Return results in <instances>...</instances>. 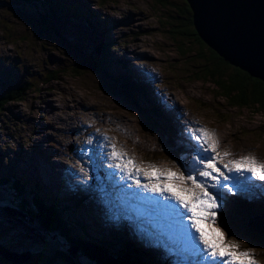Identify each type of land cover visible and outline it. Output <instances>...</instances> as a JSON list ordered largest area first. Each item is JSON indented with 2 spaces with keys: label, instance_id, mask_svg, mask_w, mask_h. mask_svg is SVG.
I'll list each match as a JSON object with an SVG mask.
<instances>
[{
  "label": "rangeland",
  "instance_id": "1",
  "mask_svg": "<svg viewBox=\"0 0 264 264\" xmlns=\"http://www.w3.org/2000/svg\"><path fill=\"white\" fill-rule=\"evenodd\" d=\"M183 3L184 0H0V100H5L0 107V264H14L8 261L10 258L21 264L27 255L30 258L25 264H112L108 249L109 257L101 258L109 245H115L117 250L113 261L124 258L132 264H150L145 260L150 257L151 264H162L158 259L161 256L167 264H174L175 255H167L161 238L156 246L152 237L159 236L147 234L151 230H145L142 222L130 219L128 210L138 212L135 207L142 204L131 199L132 195L141 190L117 169L119 174H110L109 166L114 167L116 161L108 160V152L100 153L106 154L102 161L96 149L87 144L92 127H96L97 134L113 138V143L119 141L121 151L142 167L147 159L155 165L159 160V165L175 171L187 166L193 153L190 150L196 149L189 137L190 128H204L214 134L217 143L229 142L233 150L252 153L258 162L264 159V112L251 106L231 108L220 88L209 80L195 78L198 74L194 63L201 50L196 44L188 45L171 26ZM193 28L203 42L194 24ZM243 30L252 31L249 26ZM228 37L236 48L247 49L246 57L254 65L252 73L258 75L252 76L240 58H236L240 61L238 70L264 83V50L259 54L252 43L244 45L233 34ZM224 43L234 48L230 42ZM98 44H103L100 55L93 49ZM223 49L228 50L226 45ZM223 49L222 55L229 53ZM226 63L232 67V63ZM257 67L261 69L257 71ZM174 109H178L176 115ZM193 117L198 120L192 125ZM170 121L183 132L173 131ZM125 122L130 128L124 126L121 130L118 125ZM124 132L132 136L129 141L133 144L126 142ZM170 132L175 139L172 155L164 148L171 140ZM175 133L188 138L179 142ZM82 144L89 149L83 150ZM220 151L224 153L222 147L216 153ZM81 152L86 157L97 153V161L90 163ZM217 160L221 168L223 161L219 156ZM246 176L250 174L240 179L247 191L224 194L227 189H219L221 202L229 199L236 205H231L234 210L218 208L212 227L225 232V239L237 240L241 250L249 247L258 264H264V245L251 244L244 235L247 230L264 232V209L252 213L246 202L239 204L233 197L236 193L243 198L245 194L251 196L255 184ZM139 179L144 182L142 176ZM108 181L116 190L104 185ZM257 181V187L264 185V181ZM20 183L24 184V193L16 195ZM73 190L80 198L70 197ZM126 190L131 197L127 202ZM141 194L149 197V193ZM94 196L100 199L94 200ZM228 216L231 229L227 227ZM244 216L250 221L246 228H238ZM120 220L123 224L118 226ZM88 239L89 246L85 245ZM129 242L132 248L141 253L142 247L151 256L145 253L140 259L133 249L135 257H127L124 250ZM7 249L21 255L16 258Z\"/></svg>",
  "mask_w": 264,
  "mask_h": 264
},
{
  "label": "snow or ice",
  "instance_id": "2",
  "mask_svg": "<svg viewBox=\"0 0 264 264\" xmlns=\"http://www.w3.org/2000/svg\"><path fill=\"white\" fill-rule=\"evenodd\" d=\"M188 133L197 146L196 154L191 156L190 164L176 171L161 170L151 163L142 168L111 143L107 145L110 149L107 158L116 161L115 169L124 178L131 179L132 185L141 193L160 198L155 200L141 193L133 194L144 204L145 214L154 218L153 235L159 236L163 240L161 246L175 255L174 264H185L186 261L200 264L205 258L212 264H257L251 249L241 250L237 240L225 239V232L212 225L216 222V210L223 206L219 189H227L229 193L247 191L240 179L245 173L252 179L264 181V162L242 156L227 159L220 168L217 157L224 160L229 154L208 155L216 152L214 134L204 128H190ZM103 139L107 140V137ZM229 173L235 175L230 177ZM140 176L144 178L143 183ZM229 179L233 181L231 187L224 183ZM213 189L217 191L213 192Z\"/></svg>",
  "mask_w": 264,
  "mask_h": 264
},
{
  "label": "trees",
  "instance_id": "3",
  "mask_svg": "<svg viewBox=\"0 0 264 264\" xmlns=\"http://www.w3.org/2000/svg\"><path fill=\"white\" fill-rule=\"evenodd\" d=\"M185 2L186 1L184 0L183 8H181L182 10L178 11V13H177L178 17H176L175 19L172 20L173 23L171 24V26L175 27L176 30H178V31H176V34L179 37H182L184 40H186L188 45L193 44L194 45V46L192 45L193 47H195L197 45V47H199L201 50V53L198 57V60L195 61V63H194L196 65L195 67L197 70L194 72L196 74H198L195 76V78L198 77V78H201L203 80H207V81L209 80L210 83L215 84L216 87L220 88L221 91L220 90L219 91H220L221 95H223L226 98L225 100H227V103L231 108H235L234 106H237V107H246V106L250 107L251 106V108L254 107V108L260 109V111L264 112V83H262L261 81H259L257 79L251 78L247 74L241 72L240 70H237V68L230 67L228 65V63H226L221 58H219L215 54L214 51L209 49L198 38V36H197V34L193 28V19H192L190 7ZM88 25H90L92 27L91 24H88ZM92 33H93V31H92ZM98 45L101 46L103 44H98ZM237 71H239L240 73ZM225 76H228V79L225 78ZM13 92L17 93L19 91L17 90V91H13ZM107 92H110V91H107ZM4 103H5L4 99L0 100V107ZM7 177L3 178V180L6 181ZM15 185H13V187H15ZM23 186H24V184H21V183L19 184V186L17 187L18 191H17L16 195L18 193H24V190L22 189ZM20 197H18V198H20ZM70 197L71 198H73V197L80 198L76 194V191H72V193L70 194ZM77 200L78 199H76L75 201H77ZM86 200H87V198H86ZM258 209H259V211H262L261 207H259ZM253 210L255 211V209H253ZM255 212H256V214L258 213L257 211H255ZM238 213H240V212H238ZM262 213H263V217H264V211ZM251 215L253 216V214H251ZM249 220L244 218L242 220V222L243 221L244 222L241 223L239 225V227L241 228L243 226L244 228H246V226L248 225L247 223H249ZM50 224L47 223L46 226L48 227V226H50ZM247 233L248 234H244V235H246V237H248L249 243H251V244L253 243L254 245H256V244L264 245V236L262 234H259L258 232H251L250 233L248 230H247ZM108 240L111 241V239H108ZM74 243L76 245H78L77 241H75ZM85 245L89 246L90 241L87 240L85 242ZM107 245H109V244L107 243ZM114 246L109 245L106 249L103 248L104 249L103 253L108 254V252H107V249H108L110 251V253L114 251L117 254V252H116L117 250ZM129 247H130V249H129ZM132 247H133V244H130V242H129L128 247H126V249L124 250V253L127 254V257H129V255H130V257H132L131 253H133L132 250L134 249ZM93 250H96V249L94 248ZM134 251H136V253L140 259H141L140 256L145 254V252L141 251V253H140V251L136 250V249H134ZM79 253L84 254V252H82V251H79ZM104 254H102V255H104ZM122 255H124V254H122ZM118 258H119V256H118ZM148 258H150V257H148ZM148 258L145 257V260H147L146 262H149L151 264V262ZM117 262H118V264H132L128 260H125L124 258L118 259Z\"/></svg>",
  "mask_w": 264,
  "mask_h": 264
},
{
  "label": "water",
  "instance_id": "4",
  "mask_svg": "<svg viewBox=\"0 0 264 264\" xmlns=\"http://www.w3.org/2000/svg\"><path fill=\"white\" fill-rule=\"evenodd\" d=\"M187 1L193 13L194 27L203 42L212 51L218 53L225 62L236 61L239 66L240 61L236 58H240L252 76L258 75L252 73L251 67L254 65L249 61L250 58L246 57L247 49L245 47L243 49L236 48L233 41L229 40L228 35L233 34L235 40L242 39L244 45L252 43L255 52L262 54L261 51L264 50V0H213V9L202 0ZM207 7L210 8L207 9ZM245 26H249L252 31H244ZM224 40L227 43L230 42L234 48L225 44ZM225 45L228 50L223 49ZM222 49L229 53L222 55ZM238 52L242 54H238ZM257 69H261V67H257Z\"/></svg>",
  "mask_w": 264,
  "mask_h": 264
},
{
  "label": "bare ground",
  "instance_id": "5",
  "mask_svg": "<svg viewBox=\"0 0 264 264\" xmlns=\"http://www.w3.org/2000/svg\"><path fill=\"white\" fill-rule=\"evenodd\" d=\"M187 1V0H186ZM203 2H205L206 4H208V5H210V7L213 9L214 8V3H213V0H207V1H205V0H202ZM186 3H188V1L186 2ZM189 5V4H188ZM189 7H190V5H189ZM210 7H207V9H209ZM115 26V25H114ZM119 26V25H118ZM94 35V34H93ZM95 39V38H94ZM95 42V41H94ZM94 44V43H93ZM93 49L96 51V53L98 54V55H100L101 53H102V49H101V46H99V45H97V47H93ZM102 59V58H101ZM257 59V58H256ZM224 60V59H223ZM104 61V60H103ZM102 61V62H103ZM122 62V61H121ZM256 62V61H255ZM107 63V62H106ZM227 67V66H226ZM232 67L233 68H237V70L239 69V67L237 66V62L235 63V62H233L232 63ZM244 71V70H243ZM257 71H259L258 69H257ZM237 72H239V71H237ZM240 73V72H239ZM154 74V73H153ZM260 74V73H259ZM122 76V78H123V75L124 74H121ZM136 76V75H135ZM156 77V76H155ZM124 78H126V77H124ZM260 79V78H259ZM115 80H118V78H117V76H116V79ZM157 80V79H156ZM147 81L149 82L150 80H145V81H143V82H146L147 83ZM158 81V80H157ZM150 84H152V82H150ZM130 85V84H129ZM131 86V85H130ZM133 87V86H132ZM128 88V87H127ZM133 88H135V87H133ZM162 108H164V106H161ZM122 120H124V119H122ZM126 127L127 129H129L130 128V124L128 123V122H125L122 126L120 125V123H119V125H118V127H120L121 128V130L123 129V127ZM170 126H171V128L173 129V131H175V132H179V130L181 131V132H183L182 131V129H181V127L179 126V127H177V129H176V127L173 125V123H172V121H170ZM129 127V128H128ZM93 128V130L94 131H92V130H88V135H87V139L88 138H91V139H98V140H101V141H104V142H102L101 143V145H100V147L102 148V150H106V151H110V149L107 147V145L109 144V143H111V144H114L115 146H116V148H117V150H121V147H120V143H119V141H118V144H115V143H113V141H112V139L110 138V137H107V140H105V139H103L104 137H106V136H102L101 134H97V130H95L96 129V127H92ZM125 128V130L127 131V129ZM130 132H131V130H130ZM121 134V133H120ZM170 134V136H171V140L170 141H172L173 142V144H174V138H172L173 137V135L171 134V132L169 133ZM186 134V133H185ZM119 135V134H118ZM118 135H116V136H118ZM175 135H176V133H175ZM187 135V134H186ZM177 137H179L178 138V140H179V142H183L184 140H186V138H188L187 136L186 137H181V136H179V134H177L176 135ZM132 138V136L131 135H127V139H126V142L128 143H131V144H133V141L132 140H130L129 141V138ZM86 139V141H87V144L88 145H91V143L88 141ZM171 144V143H170ZM194 144V143H193ZM229 144V145H228ZM196 145V144H195ZM231 144L229 143V142H227V143H217V146H216V152L218 151V149L220 148V147H222L223 149H224V152H226V151H229L230 150V154L228 155V158L227 159H236V158H239V157H242V156H248V155H245V154H243V153H240V152H238L237 150H233V146H232V148H230L231 146H230ZM174 146V147H173ZM173 146H171V148L173 149V148H175V145H173ZM197 147V146H196ZM191 148V147H190ZM181 150V149H180ZM191 152H193L192 153V155H194V154H196V152H195V150H190ZM216 152H213V155H215L216 154ZM147 154V153H146ZM156 156H157V154H155ZM127 156L129 157V158H131V159H134L131 155H128L127 154ZM187 157L185 156V159H186ZM109 160V159H108ZM183 160H184V158H183ZM5 161V160H4ZM147 161H148V163H150L149 162V160L147 159ZM220 161V160H219ZM223 161V160H222ZM146 162V161H145ZM156 165H158L157 167L158 168H160V169H164V168H168V169H171V168H169V167H165L164 165H159L158 163H159V160H156ZM220 163V162H219ZM218 163V164H219ZM137 164V163H136ZM152 164H154V163H152ZM184 164H185V162H184ZM186 164L188 165V164H190V162H187L186 161ZM217 164V166L219 167V165ZM223 164H224V161H223ZM222 164V165H223ZM139 165V164H138ZM145 166V165H144ZM220 166H221V163H220ZM140 167H142V165H140ZM223 167V166H222ZM221 167V168H222ZM143 168V167H142ZM172 170V169H171ZM172 171H175V170H172ZM230 177L233 175V173H229L228 174ZM107 175H105L104 176V178H105V180L107 179ZM143 177V176H142ZM247 178H249L248 176H246ZM142 179V178H141ZM143 180H144V178H143ZM104 181V180H103ZM141 181V180H140ZM225 182V181H224ZM104 185H109V186H112L111 185V183H110V181H108L106 184H104ZM113 187V186H112ZM250 187V186H249ZM114 188V187H113ZM259 188V190H258V192H256V199H255V202H256V204H251V202H250V199L246 196V194L245 195H243L244 196V198H243V200H244V202H246L247 203V205H248V207H249V210H250V212L252 211V213L254 212V210L253 209H255V211H259V207H261V205L260 204H262L263 205V207H261L262 208V210L264 209V196H263V193H264V185H262V186H259L258 187ZM114 190H116V188H114ZM73 191H75V190H73ZM78 192V191H77ZM126 193L127 194H129V195H125V197H124V200L127 202V198H131L130 197V193L128 192V190H126ZM140 193V192H139ZM253 194H254V196H255V193L253 192ZM249 195V194H248ZM85 196V195H84ZM133 196V195H132ZM144 196V195H143ZM147 196V195H146ZM150 196H151V194H150ZM86 198H87V200L89 201V198L86 196ZM112 198V197H111ZM150 198H154L153 196H151ZM97 199H100L98 196H96V198H95V196H94V200H97ZM131 199H135V198H131ZM257 199L258 200H262L261 202H259L258 203V201H257ZM136 200V199H135ZM87 201V203H89ZM142 203V202H141ZM222 204H223V206H225V208H227V209H233V207L236 205L235 203L234 204H232L231 202H229V199L228 200H225L224 202H222ZM242 204V203H241ZM233 207H232V206ZM250 206H252L253 208H251ZM136 207H139L140 209H141V213H138V212H134V211H130V209L128 210L129 211V216H130V219L131 220H133V221H135V222H141V221H139V220H137V218H136V216H138V214H143V216H148V215H146L145 213H143V212H145V206H144V204L142 203V204H138ZM144 209V210H143ZM234 210V209H233ZM238 212H240L241 214H243L242 213V211H238ZM247 213L249 214V211H247ZM16 214V213H15ZM20 214V213H19ZM22 215V214H21ZM39 219H41V218H39ZM58 219V218H57ZM152 221L154 220V219H151ZM31 221V220H30ZM34 222H38L37 221V219H36V221H34ZM62 222V221H61ZM118 224V226L119 225H122L123 223H122V220H120L119 222H117ZM143 227H145L144 225H143ZM153 229V228H152ZM260 229H263V228H260ZM74 230V229H73ZM154 230V229H153ZM56 232V231H55ZM154 232H155V230H154ZM252 232H257V231H253L252 230ZM147 234H149V235H151V233H153V232H146ZM258 233L259 234H262L263 233V235H264V232L263 231H260V230H258ZM85 235V234H84ZM236 236V235H235ZM152 237V236H151ZM237 237V236H236ZM159 238L160 237H152V239L154 240L155 239V245L157 246V245H159L158 243H159ZM237 238H239V237H237ZM89 241H90V239H88ZM144 243V242H143ZM162 243H163V240H162ZM169 243H171V241H169ZM144 246V245H143ZM248 247V246H247ZM0 249H2V246H0ZM77 249L78 248H74V251H76L75 253H78L77 252ZM140 249L142 250V252H145L146 254H147V256H151V255H149L146 251H144V248H142V247H140ZM248 249H249V247H248ZM258 249H260V248H258ZM167 251V250H166ZM7 252H8V254L10 255H13L14 257H18V256H20L19 254H17V253H15V252H13L14 254H12V253H10L9 251H8V249H7ZM168 253H169V251H167V255H168ZM111 254L112 255H110V257H113L114 258V255L116 254L114 251L113 252H111ZM108 256V254H104V255H101V258H106ZM131 256L132 257H135L134 255H133V253H131ZM109 257V256H108ZM29 258H30V256L29 255H27V257H26V260L28 261L29 260ZM113 258H112V264H114V263H117L118 264V262L117 261H113ZM111 259V258H110ZM159 260H161V262H162V264H167L165 261H163V257H161V256H159V258H158ZM26 260H22L23 262H20L21 264H25V263H27V261ZM8 261H10L11 263H14V264H16L17 263V260H15V259H8ZM134 261H135V258H134ZM188 262H190V261H188ZM110 264V263H106V262H98V264ZM203 263H204V260H203ZM202 263V264H203ZM18 264V263H17ZM160 264V263H159Z\"/></svg>",
  "mask_w": 264,
  "mask_h": 264
}]
</instances>
